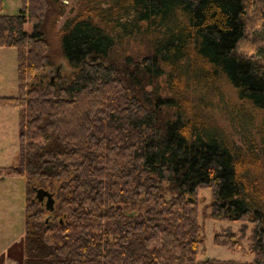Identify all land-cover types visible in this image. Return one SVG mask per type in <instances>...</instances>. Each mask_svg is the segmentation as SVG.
<instances>
[{"label": "trees", "instance_id": "trees-1", "mask_svg": "<svg viewBox=\"0 0 264 264\" xmlns=\"http://www.w3.org/2000/svg\"><path fill=\"white\" fill-rule=\"evenodd\" d=\"M66 11L20 0L4 13L0 0V47L16 49L17 73L0 105L18 111L17 160L0 176L24 180L22 264H264V0H74ZM124 37L145 47L121 55ZM57 53L68 70L40 82ZM200 214L239 222L213 243L252 259L198 258Z\"/></svg>", "mask_w": 264, "mask_h": 264}, {"label": "rangeland", "instance_id": "rangeland-1", "mask_svg": "<svg viewBox=\"0 0 264 264\" xmlns=\"http://www.w3.org/2000/svg\"><path fill=\"white\" fill-rule=\"evenodd\" d=\"M64 2L66 3V14H69V10L74 6V0H64ZM19 5L20 0H3V12L15 13L18 11ZM64 18L65 16L58 21L57 27L61 25ZM25 28L28 29L29 24H26ZM254 33L262 40L258 47V53L264 55V27ZM51 43L54 49H59V41L56 36H51ZM140 47H145V44L143 42L134 41L131 37H124L121 43L116 47V50H119V53L123 54L136 51L140 49ZM54 61L55 63L46 70L48 71V75H54L56 73V67L59 68V72L68 70L66 61L62 55L57 53L54 57ZM16 83V49L14 47H0V96L15 94ZM17 128V109L7 105H0V166L16 163L18 152ZM23 191L24 180L22 177L0 176V206L3 205V208L6 207V227L7 229L11 228L8 221L14 219L16 222L13 224L11 223V225L14 226L13 229L15 231L20 228V233H23L24 223V215L22 211ZM200 194L202 196V201L199 208H201L204 203L208 202L210 195L209 189L202 190ZM200 221L205 225V253L199 254L198 258L214 257L219 259H234L238 261H250L252 259L253 255L251 253H246L240 248H227L213 243L214 232L220 231L226 226L237 229L240 224L239 222L212 220L208 216L202 214H200ZM20 233L18 235H20ZM16 239L15 243L9 248V251H12L9 255L12 256L16 262H20L22 261V238L21 240L18 239V237ZM245 243L246 241L244 240L243 244L245 245Z\"/></svg>", "mask_w": 264, "mask_h": 264}, {"label": "crops", "instance_id": "crops-1", "mask_svg": "<svg viewBox=\"0 0 264 264\" xmlns=\"http://www.w3.org/2000/svg\"><path fill=\"white\" fill-rule=\"evenodd\" d=\"M0 207V264H22V261L16 262V260L9 255V253H12L11 250L9 251V248L15 243L17 237L21 240L22 232L20 233V228H18L19 230L17 229V231L13 229L14 226H12L11 223L13 224L16 222L14 219L8 221L11 228L7 229L5 218L6 207L3 208V205ZM19 233L20 235H18Z\"/></svg>", "mask_w": 264, "mask_h": 264}, {"label": "water", "instance_id": "water-1", "mask_svg": "<svg viewBox=\"0 0 264 264\" xmlns=\"http://www.w3.org/2000/svg\"><path fill=\"white\" fill-rule=\"evenodd\" d=\"M55 69H56V73L53 76L60 75L61 72H59V68L56 67ZM44 73L45 72L39 73L40 82H42L45 78ZM34 199L38 200L46 210L51 211L53 209L54 197H53V193L50 192L49 190L43 187L34 188ZM45 220H47V218Z\"/></svg>", "mask_w": 264, "mask_h": 264}, {"label": "flooded vegetation", "instance_id": "flooded-vegetation-1", "mask_svg": "<svg viewBox=\"0 0 264 264\" xmlns=\"http://www.w3.org/2000/svg\"><path fill=\"white\" fill-rule=\"evenodd\" d=\"M44 74H45V77H47V76H48V71H45V73H44Z\"/></svg>", "mask_w": 264, "mask_h": 264}]
</instances>
